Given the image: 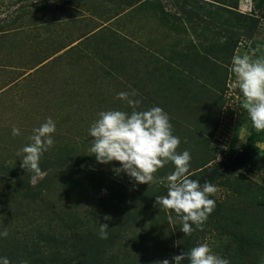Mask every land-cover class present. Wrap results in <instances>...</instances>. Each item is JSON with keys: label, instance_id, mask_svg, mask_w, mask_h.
Returning a JSON list of instances; mask_svg holds the SVG:
<instances>
[{"label": "rangeland", "instance_id": "rangeland-1", "mask_svg": "<svg viewBox=\"0 0 264 264\" xmlns=\"http://www.w3.org/2000/svg\"><path fill=\"white\" fill-rule=\"evenodd\" d=\"M11 1L0 0V232L6 230L9 238L32 234L33 228L43 222V216L44 221L46 217L53 220L51 224L59 234L68 232L61 225V216L86 219L98 214L99 209L95 207L98 198L87 187L84 174L90 168L87 159L94 155L91 152L94 138L88 130L102 110L132 111L126 102L117 98L118 92L135 90L134 99L141 100L138 110H146L155 103L154 106L170 111L169 116L179 117L187 125L188 112L181 114L178 110L187 108L186 102L200 106L203 99L193 101L189 90L195 93L196 85L190 86L184 80V77L188 80L186 73L173 71L171 63L181 62V55L191 51V41L203 52L205 40H214L220 34L239 35L240 43L234 55L264 57V4L258 6L255 0H241L238 7L240 12L259 19L250 33L220 28L218 23L205 17L206 10H217L215 5L196 2L187 6L185 3L190 0H152L151 5L133 7L126 5V0H72L70 4L38 0L28 8L10 4ZM158 3L166 13L167 24L160 19L163 13ZM198 67L194 72L203 74ZM205 77L206 73L201 79ZM235 83L232 73L221 94L224 103L219 117H215L216 126L213 124V130L206 131L208 148L215 154L212 164L223 161L225 168L245 147L252 148L264 161V131L257 132L252 127L244 107L246 101L238 86L233 87ZM174 99L180 107L176 111L171 108ZM48 117L56 122L54 146L41 158L54 160L57 169L59 165L64 168L73 165L75 174L67 180L63 175L54 179L56 184L51 183L54 188L47 194L42 209L22 200L15 190L12 173L22 170L23 154L17 155V152L30 143L33 129ZM13 126L20 128V135L11 134ZM189 134L179 137H190ZM191 143L185 145L189 148ZM190 151L192 154L191 148ZM114 167H119L118 161L102 170L105 172L102 180L108 189L104 194L110 188L119 193L118 184L133 190L135 182L124 173L117 175ZM263 168L254 171L255 167L248 165L245 174L259 181ZM234 169L230 167L228 171ZM40 179L32 177L29 183L34 185ZM153 182L168 186L167 177H155ZM217 188L213 196L224 197L226 193ZM121 199L119 194L115 202ZM200 243H208L218 254L220 244L215 237L206 234Z\"/></svg>", "mask_w": 264, "mask_h": 264}, {"label": "trees", "instance_id": "trees-1", "mask_svg": "<svg viewBox=\"0 0 264 264\" xmlns=\"http://www.w3.org/2000/svg\"><path fill=\"white\" fill-rule=\"evenodd\" d=\"M29 1L30 4H27ZM47 1L49 0H43V3ZM59 1L65 4L73 2ZM240 1L190 0L185 4L189 6L201 2L215 5L217 8L215 12L206 10L207 20L215 21L220 28L231 27L239 32L250 33L257 27L259 19L252 14L240 12L238 9ZM37 2L38 0H13L10 4L20 7L25 5L28 8ZM126 3L129 7L151 5L152 0H126ZM255 4L260 6L264 4V0H255ZM158 7L163 13L160 19L167 24L163 7H160L159 3ZM238 36L220 34L214 40H205L206 46L203 52L197 48L195 42L191 41V51L181 55V62L171 63L174 67L173 71H180L178 74L186 73L188 80L185 77L184 80L190 86L196 85L197 93L191 92L192 89L189 90L193 101L199 98V100L203 99V104L207 103L191 106V103L186 102L187 108L178 110L181 114L188 112L190 122L187 125L182 123L178 116V119L169 116L174 135L181 136L190 132V137L182 136L185 139L180 137L177 151L182 152L187 149L191 154L190 148L192 150L193 166L189 170V178L198 180L201 184L205 181L211 182L226 193L222 198L211 197L215 200L216 206L204 222L202 230L197 229L190 236L184 235L180 231L181 225L176 214L158 208L156 196L167 194V185L162 182H153L146 186L142 183L138 184L139 187L135 183L138 190L134 186L133 190L136 189L134 191L136 193L118 184L119 193L110 188L109 193L104 194L108 189L102 180L105 179V172L102 170L117 161L100 163L93 155L92 158L87 159L90 168L85 170L84 174L87 187L93 191V196L98 198V205L95 206L99 209L98 214L90 215L86 219L74 215L70 219L61 216V225L65 226L64 230L68 229V232L59 234H56L51 224L53 220L51 218L48 220L49 217H46L44 221L45 216H43L41 219L43 222L33 228L32 234L27 231L28 233L20 237L2 238L0 255L7 256L11 264H23L24 261H27V264H155L157 260L164 258L171 260L173 255L183 251L189 252L206 234H209L220 244L218 254L228 258L230 264H264V168L259 181L245 174L248 165L255 167L254 171L264 167L262 156L252 148L245 147L233 157L228 167H224L223 161L213 165L215 154L208 148L209 137L207 138L206 134V131L213 130L215 117H219L218 112L223 107L224 100L221 94L226 90L229 77L233 73L231 58L240 43ZM198 66L206 73L205 78L201 79L204 73L194 72L195 67ZM182 68H186L189 72ZM217 101L219 104L214 103ZM177 103L178 101H175L171 105L175 111L180 108ZM154 105L155 103L150 104L151 107ZM189 124L193 125L189 126ZM186 139L187 142H192L189 148L185 145ZM40 167L46 175L34 185L29 183L34 177L31 171L22 168L21 171L14 170L12 174L15 177V190L19 192L22 200L43 209L47 194L54 188L50 186L51 183L56 184L54 179L57 177L58 180V177L63 175V179L67 180L75 174V171L73 165H67L66 168L64 165H59L57 169L54 160L48 158H41ZM165 167L158 170L154 177H167L174 170L171 162ZM230 167L235 169L229 172ZM119 194L122 195V199L116 203ZM104 198L106 201H103ZM138 206L142 209L139 210ZM52 207L55 211L54 204ZM101 223L108 226L107 239L99 237ZM161 254H163L162 258L158 257ZM131 257L132 259L129 260ZM182 264H190L187 255Z\"/></svg>", "mask_w": 264, "mask_h": 264}, {"label": "clouds", "instance_id": "clouds-1", "mask_svg": "<svg viewBox=\"0 0 264 264\" xmlns=\"http://www.w3.org/2000/svg\"><path fill=\"white\" fill-rule=\"evenodd\" d=\"M231 71L236 77L233 87L239 88L246 103L247 117L257 132L264 131V57L252 59L249 55H233ZM135 90L121 91L117 98L132 108L126 112L119 109L102 110L89 127L92 140L91 152L100 163L119 162L113 171L124 173L136 184L154 181V174L169 162L174 170L167 176V194L156 196V205L163 210L172 211L180 222V231L190 236L197 229L202 230L204 222L215 209V200L211 198L217 191L216 185L205 181L201 184L190 177V152L185 149L178 152L180 137L173 134V125L169 114L160 106L138 110L140 99H134ZM56 122L48 117L39 127L33 129L17 155H22L21 167L34 174V179L42 178L46 173L40 167L42 155L54 146ZM13 136L21 134L20 128L13 126ZM195 226V227H193ZM108 226L101 223L99 237L107 239ZM8 232H0V238ZM187 255L190 264H230V260L215 252L208 243H200L189 252L173 255L171 260L164 258L155 264H182ZM0 264H11L7 256L0 255ZM23 264H27L24 261Z\"/></svg>", "mask_w": 264, "mask_h": 264}]
</instances>
